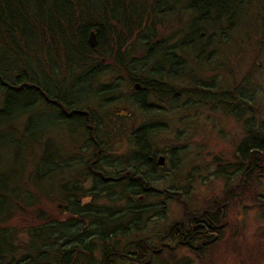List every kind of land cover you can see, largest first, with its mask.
<instances>
[{"label": "trees", "instance_id": "trees-1", "mask_svg": "<svg viewBox=\"0 0 264 264\" xmlns=\"http://www.w3.org/2000/svg\"><path fill=\"white\" fill-rule=\"evenodd\" d=\"M181 1L0 0V132L10 134L2 145L13 146L10 169L0 173V226L4 224L0 229V264L184 263L169 253L173 248H153L146 239L131 245L133 252L118 251L120 237L129 231L140 232L150 218H161L164 213L161 203H144L154 192L151 183L157 163L150 144L155 130L146 125L134 129L128 112L91 110L80 94L91 86L97 110L115 106L121 98L120 76L124 75L129 87L135 82L140 85L139 90L132 87L136 98L129 96L128 100L145 117L153 116L156 101H174L180 93L170 86V75L177 76L172 72L182 70L174 55L186 44L202 39L194 28L173 45H166L157 27L174 17L181 5L180 9L195 17L193 23H204L223 34L246 3L190 0L185 5ZM91 31L97 38L95 48L87 42ZM136 45L142 52L135 53ZM196 50L198 55L204 53L203 48ZM145 66H150L148 76L139 77L137 73ZM108 72L109 80L101 83L100 78ZM193 95L215 101L212 90L197 89ZM228 97L219 93L216 99ZM43 116L48 117L44 127L65 129L66 135H36L32 121ZM22 119L23 125L18 124ZM72 125L86 137L74 154H70ZM103 126L106 134L112 135H100ZM251 132L238 146L240 164L232 173L242 177L238 184L229 192L227 187L222 201H209L203 212L185 213V219L172 225L159 242L179 230L188 231L193 240L185 247L200 258V251L223 235L221 222L227 205L231 199H244V191L264 172V135L255 134L264 133V121ZM123 142L131 150L118 156L114 147ZM247 161L251 163L250 175L244 180L242 166ZM26 164L31 166L26 172L27 185H21L17 178L25 175ZM73 168L76 171L71 177ZM85 179L92 183L87 194L81 185ZM32 187L40 190L34 193ZM50 194L67 214L65 219L49 216L40 207L39 200ZM84 197L90 201L83 205ZM257 198L264 204L262 196ZM17 214L26 218V241L19 230L5 225ZM97 246L102 252L99 262L94 258ZM181 246L177 243L174 248Z\"/></svg>", "mask_w": 264, "mask_h": 264}, {"label": "rangeland", "instance_id": "rangeland-1", "mask_svg": "<svg viewBox=\"0 0 264 264\" xmlns=\"http://www.w3.org/2000/svg\"><path fill=\"white\" fill-rule=\"evenodd\" d=\"M189 2L190 0L181 1L185 5ZM180 8L181 5L175 9L174 17L164 19L162 25L157 27L159 38L166 39V45H173L180 37L191 33L194 28L198 29L202 39L186 44L176 53L185 61V67L182 68V72L185 73L172 81L175 89L181 94L180 97L178 95L174 101L166 100L159 103L151 100L158 108L154 109L153 116L145 117L142 111L129 102V96L135 99L136 94L134 95V90L132 91L133 85L128 86L124 75L120 76L121 98L115 106L97 110L91 86L87 92H80L83 102L88 100L86 104L91 110L98 113H103L107 109L112 113L128 112L132 116L134 129L137 130L143 125L154 128L151 151L156 153L155 161L158 156H163L165 159L162 167L156 165L155 181L151 183L154 189L153 196L144 200L146 204L161 203V207H164L162 217H152L140 232L129 231L128 234L120 237L117 249L123 253L133 252L131 245L135 246L138 241L146 239L153 248L158 245L173 248L169 253H172L176 259H182L183 264H264V204L257 198V196L264 198V172L254 180L250 189L247 187L252 179L248 180V185L244 188H247L244 191V199H231L227 205L226 217L221 222L224 224L223 235L200 251V258L186 248L175 249L172 240L163 239V242H159L161 236L165 235L172 225L185 219V213L203 212L208 207L209 201H222L227 187L238 184L242 177L240 174L232 176V173L233 167L240 164L237 151L239 144L246 137L244 129L250 126V129L255 131L258 122L264 121V0H246L235 20L229 25V29L226 28L223 34L217 33V29H212L204 23H193L191 20L195 17L190 15L188 10ZM207 36H211L208 42H206ZM198 48H203L204 53L197 59ZM134 49L135 53L142 52V48L138 45ZM148 67L150 68L145 66L139 70L137 75L146 78ZM107 74L109 75L100 78L101 83L109 80L111 74L109 72ZM210 82L214 85L211 90L224 93L229 96L228 100L223 101L218 98L216 105L214 103L216 101L209 99L207 101L200 95L198 98L193 95L196 92L192 90L196 87L195 83L200 86ZM231 100H244L247 113L235 119L230 113L231 104H228ZM241 110L242 108L238 113ZM247 117H250L248 125H244V119ZM47 120L48 117L44 116L33 119L32 129L37 131L36 135H66L65 129L55 126L44 127L48 124ZM22 122L23 119L18 124L23 125ZM71 127L73 133L70 134V154L72 152L74 154L86 137L82 131H76L73 125ZM102 128L103 132L100 135H112L106 134L105 126ZM8 135L10 134L0 132L1 174L11 166L13 146L2 145V142L8 141ZM117 135L122 134L117 133ZM125 143L115 146L114 153L118 156H126L131 148ZM67 144H64L65 148H68ZM86 154L85 150L84 157ZM72 160L71 158L70 164L73 163ZM30 167L26 164L25 175L21 174V177L17 178L21 185H27L26 172ZM244 168L243 165V171ZM75 171L76 169L73 168L71 177L75 175ZM220 171L223 173L221 174ZM249 175L247 173V176ZM227 177L230 178L227 180ZM81 185L87 194L92 183L91 180L85 179ZM39 190L38 187H32L34 193ZM172 193H176L175 196H172ZM39 201H41L40 207L45 209L47 215L59 216L60 219L67 217V214L62 213V207H59L58 200L53 194ZM89 201L90 198L84 197L81 203L84 205ZM133 201H136V198ZM17 215L5 225L12 226L13 231L19 230L26 241L24 234L26 218L24 215ZM3 225L0 229L4 227ZM166 251L162 253L164 256ZM94 258L96 262L102 259L101 248L98 246L94 251ZM123 264L130 263L123 262Z\"/></svg>", "mask_w": 264, "mask_h": 264}, {"label": "flooded vegetation", "instance_id": "flooded-vegetation-1", "mask_svg": "<svg viewBox=\"0 0 264 264\" xmlns=\"http://www.w3.org/2000/svg\"><path fill=\"white\" fill-rule=\"evenodd\" d=\"M175 57H174V60H175V64H179L183 69H184V67H185V61H184V59H182V58H180L179 57V55L178 54H175L174 55ZM200 56L201 55H198L196 58L198 59V58H200ZM183 69L180 71V72H178V71H173L172 73L173 74H177V76H173L172 74L170 75L172 78L170 79V86H172V88L174 89V90H176L175 89V87H174V85H173V83H172V81L176 78V77H178L179 75H182V74H184L185 72H182L183 71ZM211 85V86H210ZM195 86L196 87H193V91H197V89H203V90H206V91H211V87L212 86H214L213 84H211V82H210V84H202V85H198L197 83H195ZM202 86V87H201ZM207 88V89H206ZM213 89V88H212ZM215 93V94H214ZM212 94L213 95H211L214 99H215V101L216 102H214V103H216V105H218V98L216 99V97H219V92H216V91H213L212 90ZM215 95V96H214ZM181 96V94H179V97ZM225 96H227V95H225ZM228 104H231V107H232V110H230V113H231V115L236 119V117H238V116H240V115H243V114H245V113H247V111L245 110V105L244 104H246V102L244 101V100H242V101H234V100H231ZM155 108H158L157 107V105L156 106H154ZM183 107H184V105H183ZM214 107H216V106H214ZM240 108H242V110H241V112L240 113H238V110H240ZM248 116V115H247ZM249 119H250V117L248 118H246V119H244V125H248V122H249ZM250 125V124H249ZM251 129H250V126H246V129H244V135H251ZM255 134L256 135H264V133H262V134H260V133H258V132H255ZM254 135V134H253ZM262 155V154H261ZM263 157V160H264V156H262ZM164 162H165V159H164ZM253 162H254V160H253ZM250 166H251V163H250V161H247L246 163H245V168H244V174H243V178H244V180H246L247 179V173H249L250 172ZM260 167V166H259ZM234 187V186H233ZM229 190L230 189H233L232 187H229L228 188ZM169 240H172L173 241V243L175 244V246L177 245V243L179 244V245H182L181 247L182 248H186L185 246H187V245H189L191 242H192V240H193V236L192 235H189V232L188 231H185V230H179L178 232H177V234H173L172 235V238H169ZM162 246V245H161ZM174 246V247H175Z\"/></svg>", "mask_w": 264, "mask_h": 264}, {"label": "water", "instance_id": "water-1", "mask_svg": "<svg viewBox=\"0 0 264 264\" xmlns=\"http://www.w3.org/2000/svg\"><path fill=\"white\" fill-rule=\"evenodd\" d=\"M87 42H88L89 47H91V48H95L96 47V45H97V38H96V34H95L94 31H91L88 34ZM133 88L135 90H139L140 89V85L136 83V84H134ZM156 163H157L158 166H162L164 164V157L163 156H159L157 158Z\"/></svg>", "mask_w": 264, "mask_h": 264}]
</instances>
